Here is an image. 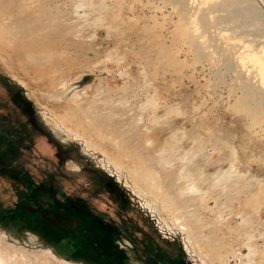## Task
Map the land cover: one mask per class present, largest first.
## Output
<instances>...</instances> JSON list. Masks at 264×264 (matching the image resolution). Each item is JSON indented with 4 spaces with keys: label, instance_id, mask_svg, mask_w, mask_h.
Returning <instances> with one entry per match:
<instances>
[{
    "label": "rangeland",
    "instance_id": "rangeland-1",
    "mask_svg": "<svg viewBox=\"0 0 264 264\" xmlns=\"http://www.w3.org/2000/svg\"><path fill=\"white\" fill-rule=\"evenodd\" d=\"M49 1L50 6L58 4L57 18L44 27L42 33L52 42L41 50L56 57L57 95L67 89L87 94L85 90L97 87L88 98L105 107L102 112L110 117L101 122L102 128L109 133L116 129L129 145L140 143L139 154L146 148L154 151L169 131L178 128L203 137L220 134L231 140L240 160L249 158L248 167L246 163L241 167L264 177V108L253 104V98L240 99L243 88L231 57L221 58L217 53L220 59L213 64L184 36L185 28L178 24L193 12H183L172 0H115V4L103 0L106 7L95 14L104 24L94 30L79 26L83 30L77 29L73 35L69 21L59 17L67 10L62 5L67 0ZM249 1L242 6L257 9L264 35L263 5ZM248 25L245 29H254ZM116 57L119 59L112 60ZM6 58L22 66L13 57ZM145 65L151 66L155 77L151 86L157 92L160 110L153 114L149 109L140 112L138 99L126 88L134 85L141 70L148 74ZM25 70L39 73L41 68L26 66ZM37 84L46 88L42 82ZM165 108H178L182 116L172 115L161 120L164 123L154 124L152 117L164 113ZM9 124L15 127L2 132ZM25 128L29 131L25 142L14 144ZM88 132L97 133V129ZM148 136L154 141L145 148L142 141ZM0 139V228L19 247H42L49 260L74 258L84 264H202L186 249L183 234L169 227L147 198L134 192L125 177L106 171L94 160L93 152L99 156L97 160L114 155L112 141L104 144L101 138L99 145H91L93 151H85L82 138L68 137L63 127L54 129L45 122L26 95L25 85L7 72H0ZM13 150L14 156L9 155ZM219 154L216 152L213 160H218ZM207 205L215 206L213 198ZM237 207L234 204L233 208ZM263 220L264 207L258 221ZM227 221L230 224L222 223L219 230L223 232L215 231L216 235L227 234V227L240 223L234 216ZM100 239L105 241L103 245ZM228 249L222 247L221 258L228 264L239 262ZM236 253L245 255L246 249Z\"/></svg>",
    "mask_w": 264,
    "mask_h": 264
},
{
    "label": "bare ground",
    "instance_id": "bare-ground-1",
    "mask_svg": "<svg viewBox=\"0 0 264 264\" xmlns=\"http://www.w3.org/2000/svg\"><path fill=\"white\" fill-rule=\"evenodd\" d=\"M172 1L183 12H193L192 16L185 14L186 17L178 24L185 28L184 36L192 46L200 49L205 59L213 64L216 61L218 63L221 55L231 57L240 87L243 88L240 99L247 101L253 98V104L264 108V35L263 31L260 32L262 29L258 20L261 19L256 16L257 9L254 11L251 10L252 6H242L249 0ZM258 1L264 8V0ZM95 2L67 0L62 3L67 10H62L59 17L69 21L72 34L76 33L79 26L94 30L104 24L95 11L99 13L106 4L103 0ZM57 9V2L50 6L49 0H0V72H7L11 78L25 85L26 95L31 98L45 122L54 129L63 127L68 137L74 136L76 140L82 138L85 151H93L91 145H99L101 138L104 144L112 141L114 155L111 154L107 160L102 157L97 160L99 156L93 152L94 160L106 171L115 172L119 178L125 177L134 192L147 198L149 206L160 212L169 227L183 234V244L189 253L194 252L191 256L196 260L202 264H228L225 258H221V249L226 246L230 248L227 250L230 256L239 260L236 264H264V222L258 221L260 208L264 207V177L241 167L244 163L248 167L249 158L244 162L240 160L241 155L238 156L231 140L220 134L211 133L203 137L195 135V131L182 128L170 129L169 135L160 142L159 147L154 151L150 148L151 152L146 147L154 140L148 136L142 141L146 150L139 154L137 150L140 143L129 145L119 138L116 129L109 133L102 128L101 122H107L110 117L102 112L101 108L105 107L95 105L88 98L89 93L97 87L89 89V92L85 90L87 94L69 92L67 89L64 94L57 95L58 74H54L57 68L56 57L48 50H41L52 42L42 32L46 25L57 18ZM179 19L182 20L181 16ZM248 24L253 26L256 35L252 34V29H245L249 27ZM39 41L42 43L38 44ZM211 41H215V48ZM217 53L220 55L217 56ZM7 55L18 60L22 66L13 64L14 60L6 58ZM109 59L112 61L119 58ZM26 66L40 67L41 70L33 73L25 70ZM144 68L148 74L141 68L139 76L133 79L134 85H127L126 88H130L131 96L138 99L140 112L149 109L153 114L160 110L156 105L157 92L151 86L155 77L150 65ZM38 82H42L46 88L41 89ZM178 111V108H165L164 113L152 117V122L161 124L165 122L161 120L169 116H182V112ZM13 127L9 124L2 132ZM92 128L97 129V133H89ZM26 132L28 134L29 131L25 128V132L17 136L18 139L13 143L25 142ZM11 135L10 139L13 140L15 137ZM15 150L8 154L14 156ZM216 152L220 154L215 161L213 155ZM210 198H213L214 207L207 205ZM234 204L238 207L233 208ZM243 209L249 212H242ZM231 216L240 223L235 221L234 225L227 227V234L216 235L215 231L223 232L219 230L222 223L230 224L227 220ZM205 230L210 233L208 237L205 235L207 232L204 234ZM242 247L246 249L245 255L236 253ZM72 259L62 257V261H57L54 257V260H49L42 247L21 248L11 242L0 228V264H84L83 261ZM215 259L219 262L215 263Z\"/></svg>",
    "mask_w": 264,
    "mask_h": 264
},
{
    "label": "trees",
    "instance_id": "trees-1",
    "mask_svg": "<svg viewBox=\"0 0 264 264\" xmlns=\"http://www.w3.org/2000/svg\"><path fill=\"white\" fill-rule=\"evenodd\" d=\"M103 240V239H102ZM100 243H101V245H103V243H105V241H101V239H100Z\"/></svg>",
    "mask_w": 264,
    "mask_h": 264
}]
</instances>
